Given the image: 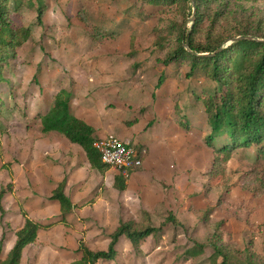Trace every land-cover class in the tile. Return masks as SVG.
<instances>
[{
  "label": "rangeland",
  "instance_id": "obj_1",
  "mask_svg": "<svg viewBox=\"0 0 264 264\" xmlns=\"http://www.w3.org/2000/svg\"><path fill=\"white\" fill-rule=\"evenodd\" d=\"M44 3L42 25L37 22L36 5L28 1L11 15L15 26L31 29L32 37L4 57L0 82V189L11 186L12 195L23 198L18 199L22 208L25 204L38 209L32 196L47 200L49 184L59 172L62 158L59 153L45 150L42 138L47 133L40 127L41 117L52 107L58 92L66 91L74 98L77 82H94L90 93L96 104L89 111L99 129L107 130L98 141L124 135L132 142H146L160 121L167 119L183 128H193L194 136L186 148L184 139L176 143L165 133L163 145L176 150L173 160L181 166H165L162 160L157 176L148 158L140 172L135 171L138 174L131 172L124 177L125 191L115 187L118 171L108 168L101 173L96 193L89 199L94 214L87 211L80 221L93 231L85 240L88 248L107 250L120 221L140 223L148 214L153 227L162 226L161 232L138 244L123 238L112 264H210L213 250L209 238L220 222L231 236L228 240L233 248L243 251L252 246L264 254V153L260 155V148L255 146L236 150L227 165L218 166L210 177L216 156L205 145L211 129L204 100L219 86L201 72L189 75L191 67L186 62L164 64L174 42L168 41L165 49L155 46V31L163 13L185 23L186 34L192 31L197 16L203 38L214 12L221 10L224 14L218 28L241 25L264 37V0H215L207 6L193 2L186 8L179 4L155 7L141 0ZM163 24V28L169 27V21ZM144 146L147 159L148 146ZM190 147L194 149L193 157ZM25 195L31 200H25ZM94 197H106L116 210L107 213L105 201L94 209ZM170 217L177 224L167 222ZM5 225L7 231L10 226ZM198 243L207 244L205 253L184 258ZM1 248L0 258L4 259ZM68 252L70 257L79 258L77 249Z\"/></svg>",
  "mask_w": 264,
  "mask_h": 264
},
{
  "label": "trees",
  "instance_id": "obj_2",
  "mask_svg": "<svg viewBox=\"0 0 264 264\" xmlns=\"http://www.w3.org/2000/svg\"><path fill=\"white\" fill-rule=\"evenodd\" d=\"M26 1L36 5L37 22L42 25L46 8L44 0H0V82L5 65L4 57L8 58L10 52H15L32 37L30 28L17 27L11 19V15L18 13ZM141 1L155 7L179 4L180 8H186L193 3L191 0ZM211 1L215 0H194L196 5L206 6ZM223 14L221 10L214 12L203 38L199 32L201 20L197 16L192 31L186 34L185 23H179L163 13L155 31L158 34L156 47L165 49L168 41L175 43L168 57L163 61L164 64L186 62L191 67L189 75L201 72L219 86L213 95L205 97L204 100V111L211 129V133L205 138V144L216 156L212 171L208 173L209 176L221 164L227 165L236 150L255 146L260 148V155L264 153V37L252 33L241 25L227 24L218 28L217 24ZM166 21H169L167 29L163 28V23ZM239 37L243 39L223 48L225 44ZM247 37L253 39L248 40ZM221 48L223 50L218 52ZM70 102L71 95L66 91H61L55 96L51 109L41 117L42 131L59 133L72 144L79 145L86 153L91 168L105 173L109 167L102 162V157L95 147L98 141L96 131L83 119L73 115ZM65 187L64 180L57 185L51 196L52 201L60 204L62 222H66V217L74 208L72 201L65 194ZM115 187L119 191L126 189L123 175L115 177ZM11 191V186L0 189V211L3 216H5L3 199ZM24 217L26 222L16 233L15 246L6 260L0 261V264H20L24 249L36 242L39 231L53 225V223L42 225L30 219L25 213ZM169 221L177 224L175 218L170 217L167 222ZM222 225V222L217 224L215 232L209 238V245L213 250L210 264H264V254L254 251L252 246H248L243 251L233 248L228 240L231 236L222 229ZM160 229L162 226L157 229L151 225L148 214L146 220L140 223L132 220L121 221L116 231L111 234V241L106 251H92L84 240H81L77 251L81 258L72 264H98L101 260L112 261L118 253L117 247L122 238L138 244L150 236H156L161 232ZM4 241L5 236L1 246ZM206 246L207 244L198 243L188 250L184 257H199L205 253Z\"/></svg>",
  "mask_w": 264,
  "mask_h": 264
},
{
  "label": "crops",
  "instance_id": "obj_3",
  "mask_svg": "<svg viewBox=\"0 0 264 264\" xmlns=\"http://www.w3.org/2000/svg\"><path fill=\"white\" fill-rule=\"evenodd\" d=\"M93 84L94 82H83V84H78L77 82L75 89L76 95L74 96V98H71L70 107L71 112L74 116L83 119L88 125L95 129L96 135L99 139L101 135H105L107 133V130L101 131V129H99V123L96 122V118L93 116V112L89 111L90 109H93L92 107H94L96 104L94 101L95 99H93V96L90 93V88H92ZM65 89L67 90L69 88H67L66 86ZM171 119L173 120V118ZM160 123L161 124L158 126V128H154L152 130V132L150 133L151 138H147L146 142H132L130 141L132 140V138H127L124 135L120 136L121 138H119L125 143H130L143 148V150L145 148L144 145H147L149 154L147 159L145 158L146 156L144 157V166L149 158V161H151L150 163L155 168L154 174L157 176L160 175L159 170H161V166H163L161 162L162 160H164L163 163L165 166H181L179 161L175 162L173 160L175 157L174 155H176V150H171L169 146L163 145V142H165V140H163L165 133H167L166 136H172L176 143H179L182 139H184L186 142V148L189 147L188 141H190L191 144V137L194 136L193 128H183V125L177 123L176 121L170 123L167 119L165 120V122L161 120ZM154 134L155 137L153 136ZM45 135L47 136L45 138H42L45 150H50V152L55 155L59 153L62 158L61 164L59 165L60 170L58 173H56L55 179H53L49 184V186L51 187V191H49L47 194V200L43 198L41 199V197L39 196L38 198L32 196L34 198L32 200V203L36 204L38 209H34L33 207H29L28 205L26 206L25 204L24 208L20 207L18 199L23 198L20 196H17V198H15L16 196L12 195V191L5 195L3 199L5 216H3L0 211V244L5 236L3 248L1 249L6 257L4 259L0 258L1 262H4L6 260L10 251L15 246V243L17 241L16 233L25 225L26 220L24 217V213L27 214L30 219L42 225H48L51 223H53V225L50 228L42 229L39 231L36 242L28 245L24 249L20 264H72L75 261H78L81 258V255L76 252L79 258H72L69 256L70 252H68V250L72 251L77 249L78 251L80 241L84 240L85 242V240L88 239L87 235L93 233V231L90 230L91 228L86 229L80 221L81 219H85L83 215L86 214L87 211H91L90 214H94L93 209L91 208L92 202L89 199L92 197V193H96L98 182L100 181V177L102 174L101 172L91 168L90 162L82 147L77 144H72L65 136L59 133L51 132ZM189 150V153H191V157H193L194 149L190 147ZM145 154H147L146 151ZM160 155L165 156L164 159L162 158V156L160 157ZM47 168L48 171L51 168V165L49 163L47 164ZM136 173L138 174V172H135V174ZM135 174L133 173V175ZM64 180L66 181L65 194L74 205L72 212L66 217V222H62L60 204L56 201L51 200V192L53 193L57 185ZM24 199L31 200V196L25 195ZM94 199H96L93 205L94 209H97L96 205L101 204V202L105 201L107 213L111 209L116 210L112 203L107 200L106 197H99L98 199L94 197ZM120 222L116 226V229L119 227ZM5 223L10 226L7 231L4 230V226H6ZM80 231L82 232V234L79 233ZM85 244L87 246V243ZM186 259L188 260L192 258ZM103 262H105L106 264H112V262L104 260L99 261L98 264H101Z\"/></svg>",
  "mask_w": 264,
  "mask_h": 264
},
{
  "label": "built area",
  "instance_id": "obj_4",
  "mask_svg": "<svg viewBox=\"0 0 264 264\" xmlns=\"http://www.w3.org/2000/svg\"><path fill=\"white\" fill-rule=\"evenodd\" d=\"M95 147L102 157V162L124 177L144 166L145 151L115 136L97 141Z\"/></svg>",
  "mask_w": 264,
  "mask_h": 264
},
{
  "label": "water",
  "instance_id": "obj_5",
  "mask_svg": "<svg viewBox=\"0 0 264 264\" xmlns=\"http://www.w3.org/2000/svg\"><path fill=\"white\" fill-rule=\"evenodd\" d=\"M191 2H194V0H191ZM195 20H196V16L194 15L193 23L195 22ZM241 39H243V38L239 37V38H237V39H234V40H232L229 44H231V43H233V42H235V41L241 40ZM247 39H248V40H252L253 38H252V37H247ZM259 41H260V40H259ZM187 49H188V48H187ZM222 50H223V48L219 49L218 52H219V51H222ZM206 55H207V54H206Z\"/></svg>",
  "mask_w": 264,
  "mask_h": 264
}]
</instances>
